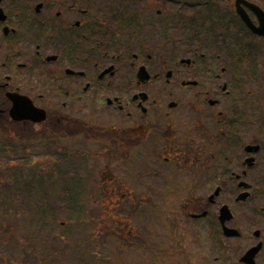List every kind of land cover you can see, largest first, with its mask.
I'll return each instance as SVG.
<instances>
[{"label":"flooded vegetation","instance_id":"1","mask_svg":"<svg viewBox=\"0 0 264 264\" xmlns=\"http://www.w3.org/2000/svg\"><path fill=\"white\" fill-rule=\"evenodd\" d=\"M260 10L264 0H0V98L12 106L7 94L17 93L48 108L104 95L124 125L104 132L129 138L122 147L129 158L140 149V165L147 169L154 143L152 149L175 155L166 164L188 165L189 186L205 188L190 196V223L182 222L205 233V264H264V67H249L242 50L244 44L256 48L264 37L245 34L240 16L256 28ZM203 25L216 49L226 42L224 52L203 53L192 43L203 40ZM177 51L190 63L164 73L163 58ZM215 57L224 59L220 68L211 66ZM143 65L146 82L138 79ZM188 81L196 85H184ZM143 94L144 107L139 98L135 115L124 99ZM172 99L177 103L167 102ZM203 99L207 112L199 114ZM190 107L196 113L191 119L171 113L180 116ZM133 133L140 139L134 146ZM185 154L183 165L179 156ZM141 200L147 202L146 194ZM224 228L235 235H225Z\"/></svg>","mask_w":264,"mask_h":264},{"label":"rangeland","instance_id":"2","mask_svg":"<svg viewBox=\"0 0 264 264\" xmlns=\"http://www.w3.org/2000/svg\"><path fill=\"white\" fill-rule=\"evenodd\" d=\"M44 108L47 109L46 107ZM75 109V117L73 118H75L77 121V126L67 125L63 131L55 132L58 133L59 136L55 135V133L51 134L50 130L45 132V134L41 136L43 137V140L45 139V141L42 142L43 145H40V143L35 145H33L34 143H29L36 139L35 137H37V135H40V132L37 130L21 125L13 126L10 124L8 127L3 126L2 124L0 125V180L2 181L3 185L13 183L12 181L17 178L19 173L20 175H23L27 178V173L33 172V170L36 173H39L42 172L41 170L45 171L46 167L49 169L51 165V168L55 167L56 165L47 163L48 161L46 159L50 155L47 147L45 146L47 143L49 145L55 146L56 148H60L61 153L58 154L64 156V154H66L65 148H72L69 154L82 153L88 150L98 152L99 150H102V147L104 144H106L108 138H113V146L110 148L107 146L106 148L109 149V152L110 150H114L113 152L115 156L125 155L126 151H123L122 147L123 145L128 147L125 143L129 140V138L125 137V135L113 134L112 137H108V133L103 132L102 138H104V141L102 143L98 142V139H95L97 133H100L99 129L105 130V128L110 126H124L118 122L121 119L115 117L116 114L102 110L101 112H105L107 114L99 117V115H101L100 107L94 102H91L86 106L76 107ZM48 110L49 113L51 112L53 115L58 113H61L63 116L69 115L67 112L68 110H63L61 106H51L48 107ZM198 110L199 114L207 112L206 109H202V106H198ZM194 113L195 110L190 107L188 112L180 116H177L174 112L173 117L175 119L182 117H184V119H191L188 116ZM135 115L139 114L135 113ZM2 119L3 117L0 116V121H2ZM116 121L119 125L116 124ZM80 122H82L81 125H84L85 128L89 124H94L99 129H94V132L91 134L89 130L79 128ZM52 123L53 122L50 123V126ZM63 123H59V125L63 126ZM5 130H7V136L5 135ZM74 133L78 134L79 138L73 142L72 138H67V134L71 135ZM137 136L139 135L133 133L130 139L132 143H138L140 141L139 138H136ZM58 140L60 141L55 142ZM88 140L91 141L89 143H85V141ZM5 141L12 142L15 144V146L19 145L20 148L14 151L5 150ZM153 142L156 143L157 141L154 140ZM132 145L134 146L135 144L133 143ZM153 145L154 143L150 145L147 150V168L153 169V172H151V178L149 179H142L140 177L141 170L139 150L136 152H133V150L131 151V153L135 154V157L139 159L134 161L133 169L129 174H126L122 170H115L114 168H112L109 172L103 171L99 168V166L102 165V163H106L105 158H100L97 160L96 164L91 165V163H87L82 158L85 156V154L78 156L75 164L73 165L72 162L63 163L60 166L58 165V167L69 168L72 171L78 169L82 175H85L88 178L91 174V171H86L85 167H92L99 164L96 171L92 173V179L90 180V183L95 186L92 195L91 189L93 188V185L89 188L91 201H96V203L94 205V209H91V213H93V215L89 214L88 221L82 222L80 225L69 226L70 218L68 217L67 212L64 213V210H62V212L59 211V213L55 215V221L57 222V225L54 227V232L61 233L62 236L59 239L52 241L55 248H52L50 251L48 250L50 247V240H45L47 237H44V233L50 235V226H48L49 218L34 217L31 215L30 210L33 209L34 199L29 202L28 197H25L28 195L27 186H25V190L21 192L22 197L19 204V206H21V210L19 206L13 210L10 207H6L7 203L9 206H12V199H3V189L0 188V257H13L16 259L17 264H155L154 262L147 263V258H156V260H159L157 257L159 255V249L172 248V246H174V244L168 243V241L171 239V234L168 231L171 225L165 228L161 220L157 221V219H154L156 216L155 213L159 214L160 217L162 214L161 212H157L152 208H148L147 210L145 225H143L142 215H135L134 217L126 216L124 211L126 207L131 205V202L126 200L122 204L120 197H122L123 194H128L131 188L136 190V194H139V190L142 187L147 186L151 190H147V200L149 199L150 201H148L149 205L158 207L161 206L164 210L165 217L171 219L172 216L169 214H171L172 210L175 209L172 206L173 202L174 200H179L177 197H175L176 194L177 196L187 194L189 190L190 194L192 191V195H194L195 193L198 194L202 190L193 186H188V177L191 175L189 171L178 169L177 167L173 166V164H170V166L165 169L155 166L156 161L163 160L164 158H173L170 157V155H175L161 153V147L157 150H154L152 149ZM169 148H172L171 143H169ZM29 152H35L38 154V156L32 157V155H28ZM210 152L211 146L208 145L206 147L205 154L209 156ZM21 156L24 157V160L16 161L19 160ZM179 157L184 158L181 163L185 164V159L188 156L185 154L180 155ZM69 159L73 160V158ZM101 159L102 161L98 163ZM11 165L15 167L10 168ZM181 171H186V173L182 174ZM105 173L109 179H115L117 181L114 186H112L108 179H104L102 175ZM154 173H161L162 178H169L165 180H182L183 183H178V186L165 187L163 181H161L160 178L157 179L154 177ZM140 179H142V181ZM140 182L144 183L141 184ZM85 184H88V180ZM153 189L156 190V194H151ZM169 190L174 191L173 195L169 196L167 194V191ZM205 191L206 190L204 188L203 192ZM78 193V190L74 191L75 196H77ZM163 194L165 196H162ZM130 196H132V194H130ZM188 196L189 194L179 209L182 210L183 207L186 206ZM41 202V199L37 200V209L39 211H43V206H40ZM118 205H121V207H118ZM89 207L92 208L90 204ZM125 226H131L132 229H129L130 227ZM143 227L145 228L143 231H141L140 229ZM123 228H125L126 231H122ZM129 234L133 238H141V242L149 245V249L146 252L143 250L141 252L136 248H128L126 244L123 243L122 239L125 237L128 238ZM176 237L180 239L184 250L183 252L180 251L178 253L181 261L176 262L175 264H188L190 241L186 237H183L179 234ZM86 241L90 242H88L89 245L83 250V255H77L76 252L79 250L78 244L85 243ZM161 241L165 242L164 246H161ZM45 242L47 245H45ZM65 243H68V251L62 252V255L60 256L55 255L54 250L56 247L59 248V245H63ZM33 250H39V254L36 256L37 261L28 263V254L29 252L33 253ZM51 251L53 253V259L50 263V261L47 260L46 253L49 254ZM197 263H200V261ZM158 264L162 263L158 262ZM166 264L172 263L167 262Z\"/></svg>","mask_w":264,"mask_h":264},{"label":"water","instance_id":"3","mask_svg":"<svg viewBox=\"0 0 264 264\" xmlns=\"http://www.w3.org/2000/svg\"><path fill=\"white\" fill-rule=\"evenodd\" d=\"M264 33V32H262ZM14 101V107L11 110V117L15 121L23 119H31L32 121H43L46 118V114L42 110L36 109L32 103L26 98H22L17 95L10 96ZM26 102V104L23 103Z\"/></svg>","mask_w":264,"mask_h":264},{"label":"trees","instance_id":"4","mask_svg":"<svg viewBox=\"0 0 264 264\" xmlns=\"http://www.w3.org/2000/svg\"><path fill=\"white\" fill-rule=\"evenodd\" d=\"M52 126H50V128H49V130L52 132V134L53 133H55V132H60V131H62V126H60L59 125V123L57 122V121H53V123L51 124ZM46 131V130H45ZM44 134H45V132H43ZM43 134V135H44ZM55 134H58V133H55ZM22 178V177H21ZM21 182H23V178L20 180ZM18 183H9L8 185H3V183H2V181L0 180V188L1 189H6V188H8V189H10L13 193L14 192H17V191H19V189H18ZM20 198H21V195L20 194H18V196H17V201H18V204H20Z\"/></svg>","mask_w":264,"mask_h":264}]
</instances>
